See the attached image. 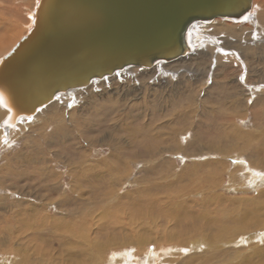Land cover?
Returning a JSON list of instances; mask_svg holds the SVG:
<instances>
[{"label": "rangeland", "instance_id": "rangeland-1", "mask_svg": "<svg viewBox=\"0 0 264 264\" xmlns=\"http://www.w3.org/2000/svg\"><path fill=\"white\" fill-rule=\"evenodd\" d=\"M23 1L21 7L15 0H0V9L5 10L0 14L4 24L18 23L25 33L29 11L35 8L37 0ZM262 5L263 1H256L257 13L243 25L214 22L192 28L198 30L202 41L192 46L183 60V63L187 60L185 64L167 70L129 68L109 79L102 89L94 87L85 90L88 93L81 92L79 100L66 106L59 101L48 116L45 113L35 123H21L16 132L6 124L7 129H3L2 115L0 239L4 243H0V263H21L22 259L23 263L41 264L40 252L59 262L70 249L84 251L86 246L73 245L69 231L64 233L50 225L52 218L63 219L73 230L78 227L75 233L80 231L81 237L89 229L90 238L101 241L110 236H115L114 243L122 240L117 234L120 231L112 234L109 231H113L115 221L125 218L122 221L132 223L127 228L136 237L146 235L142 230L147 224L153 230L159 226L167 239L175 233L181 235L179 230L195 231L191 240L200 242L199 249L192 252L196 255L188 256L185 255L188 249L175 252L172 244L163 251L149 244L138 258L136 244L128 245L126 252H123L126 246L119 249L112 246L96 264H112V259L124 254L135 255L129 261L131 264H149L152 251L159 257V263L155 264H185L191 256L209 258L203 262L201 258L192 259L194 264H232L230 259L236 251L249 256L255 246L264 248L261 237L264 231L260 228L250 225L244 233L233 231L237 228L236 219L245 216L231 211V203L240 199L262 196L258 201L264 203V18L258 17L264 10ZM218 27L220 32H214ZM252 34L256 41L250 37ZM129 77L130 81L125 83ZM146 149H155L156 156H141ZM216 196L218 199L212 201ZM246 203L249 207L250 202ZM201 207L210 211L208 219L212 220L215 214L216 219L226 217L223 223H231L229 232L225 229L222 233L228 234L224 239L231 237L230 243L223 240L222 250L215 254L222 255L220 262L211 255L212 247L205 241L207 234L213 237L217 233L218 227L194 220ZM241 207L245 208V204ZM99 215L111 218L107 229L104 227L108 220L99 226ZM187 224L197 225L191 230ZM198 225L204 230L210 227L208 233L197 234ZM257 230L258 240L251 241V246L246 240L250 241L249 237ZM169 231L171 234L167 235ZM10 238L15 240L17 255L21 254L18 262L8 251Z\"/></svg>", "mask_w": 264, "mask_h": 264}, {"label": "bare ground", "instance_id": "bare-ground-1", "mask_svg": "<svg viewBox=\"0 0 264 264\" xmlns=\"http://www.w3.org/2000/svg\"><path fill=\"white\" fill-rule=\"evenodd\" d=\"M15 1L21 7L24 4V1L23 0H15ZM256 1H259V0H252L251 8L246 13L241 14L237 18H225V17L220 18V17H218V18H215V19H213L211 21H207V22L206 21H197L194 24H192L191 26H189L188 29H187V31H186V33H185V38H184L185 39L184 41H185V44H186V47H187V51L185 53H183L181 56H179L175 60H171V61H169V60L159 61L154 66H152V67L150 66V67H146V68L139 67V66L125 67V68H123L121 70H118V71L112 73V74H109L108 76L93 79V80L90 81V84L87 85V86H85V87L78 88V89H75V90H70V91H67V92L64 91L63 93H58V94H56V97L53 98L52 101H49V99H48L49 98V95H50V89H53L55 87H58L59 85H62V86H65V85L71 86L72 84H74V83L76 84L77 82H79L81 79H87V78L89 79V78H91L94 75L93 73H94V70H95L94 68L95 67L93 66V64L87 63L85 61H79V59H80L79 57H81V54L83 53V51L76 50L75 56L73 58H71L72 61H69L70 59L68 61L65 60V59L59 60L57 57H52L51 58V63H52V65H55L54 66L55 68H57V65H59V67H61L60 69H58V71L61 70V73H60L59 77L58 76L55 77L57 74H53L52 71L50 72L49 67H43L44 65H47V64H40V65H37V66H36V63L34 64L36 56H34L33 51H30L29 53L27 52V55L28 56H25V53H26L27 50H22V47L25 46V44H26L25 42H29V38H30L33 30L39 25V21H38L39 18L38 17H39V15H41L40 12L42 11V9H43V13H45V4H47L49 10H52V11L55 10V9H53V5L51 3V0H37L36 1L35 8H33L31 11H29L30 13L28 14L29 15L28 17L30 18L29 19L30 22L28 23L29 27L27 29H25V33H23V29H20L17 26V25H19L18 23L11 24V25L8 24V23H7L8 25L7 24H4L5 23V22H3L4 17L0 14V53L1 54L3 53L2 55L0 54L1 55V57H0V111H1L0 112V119H1L2 115H4L3 116L4 119L2 121V125L4 124L3 125L4 126L3 129H5V130L7 129L5 127V124H6V125H8L11 128L10 130H12V131L15 130V132H16V130L18 129L17 127H20L21 123H29V122L30 123H35V122L38 121V118H40L41 116H43L45 113L46 114L49 113L51 109H54V108L56 109V107H57L56 106L57 105L56 103H58L59 101H62L63 104H64V105L63 104H61V105L66 106V103H69L71 101H74L75 99H78V96L80 95L81 92L84 91V92H87L88 93V91H89L88 89H91V88L94 89V87H95V89L96 88L102 89V87L104 86V84L109 82V79H111L113 77H116L118 75H121L123 71H125V70H127L129 68L151 69V68L160 67L159 69H161V70H167L168 68H173L174 66H178L180 63H183L184 58L188 57L187 55L192 51V46H194L196 43L197 44H200L201 41H202L200 39V37L198 36L199 35L198 30H195L194 29V31H193L192 28H195L197 25H203V26L206 25V24L210 25V24H212L214 22H225L226 24H228V22L229 23H234V24L240 23L242 25H243V23L246 24L249 21L250 16L253 15V13L254 14L257 13V10H255V8H256ZM260 1H263V3H264V0H260ZM65 2H66L65 3L66 4L65 5V8H68V10H70V12H71V10L73 11L74 10L73 7H75V6L71 3L72 1L68 0V1H65ZM28 5L29 4H27V6ZM60 6H61V3H59L57 5V8L59 9V11L56 8V10L54 11L55 14L53 15L54 17L53 16L52 17L51 16H48V20L46 21L47 27H45L47 30H44L43 29L42 34H40L41 36L38 37L40 39V42L41 43L44 42V38L46 37V35H48L49 30H50V33L53 34V37H55V33H65V32H68L71 29L72 30L74 29L73 31H75L78 26H81V25H85L86 24L87 19H86V17H83L84 14H82L81 12L79 14L73 12V13H69L70 17L63 16L65 14L66 10L64 9V12L63 11H60V9H61ZM263 8H264V6H263ZM3 11H5V10L0 9V13L3 12ZM16 11H17V13L20 11L19 7H18V9H16ZM15 16L17 18V15H15ZM15 16H14V18H15ZM258 17L261 18V20L264 18V10L258 13ZM57 19H58V21L60 22L61 25L58 26V27H56V28H54V27L53 28H49V25L52 22H55L56 23L57 22ZM220 30H221V28L218 27V28H216L214 30V32H220ZM222 31H224V30H222ZM228 33H233V30H228ZM201 34H203V33H200V35ZM43 35H45V36H43ZM250 37H253L254 38V41H256V39H255L256 36H254V34L250 35ZM257 41H258V39H257ZM50 50H51L50 52H52L53 51V47H51ZM63 55H71V52H64ZM24 57L25 58L26 57H29V58H31V60L28 63L25 64V67L19 68L18 65L20 64V61L21 60L22 61L24 60ZM32 57H34V60H32ZM186 61L187 60H185V62ZM185 62L183 64H185ZM102 72L103 71L96 72V74L102 73ZM8 75H9V77H6ZM130 79H131L130 77L129 78H125V83L126 82L128 83V81H130ZM85 90H88V91H85ZM80 96H79V98H80ZM45 101H46V103H45ZM39 105H41V106L38 107ZM24 112H26V113H24ZM47 116H48V114H47ZM43 124L45 125V122ZM150 154H153V155L156 156L157 153L155 152V149H149V150L146 149V150L142 151L141 156L146 157V156H148ZM261 177L262 176H260V179H261ZM257 179H259V178H257ZM72 191H74V190H72ZM262 193H263V191H262ZM124 196H126V195H124ZM260 197H262V196H259V198ZM217 199H218L217 196L214 197V198H211V200L212 201L214 200V202ZM258 199H251V200L249 199V200H246V201L243 200V199H240V200H236V201H234V202L231 203V206H232L231 211H234L236 214L245 216V218L236 219V220H238L236 222L237 228L235 230H233V231H236V233H244V231L246 229H249L251 226H253V228H255V227L256 228H260L262 230V231L260 230L261 232L264 231L263 230V228H264V212H261V210H264V203L262 202L263 203L262 204L261 201L260 202L258 201ZM246 202H248V203L250 202L249 207H248V205H247ZM119 203L120 202H118L116 204H119ZM124 204L125 203H123V205ZM228 204H230V202ZM244 204H245V208L244 207H241V206H244ZM194 205H196V204H194ZM121 206H122V204H121ZM132 206H130V207H132ZM163 206H165V205H163ZM125 207H126V204H125ZM160 207H162V206H160ZM204 207H201L202 210H204L203 212L201 210V213L202 214L200 212H197L198 215L196 214L195 219L192 218L190 220L194 221L196 219H200V221L201 220H203L205 222L207 221V224H209L211 226L218 227V231H217V233L215 232V234H213L214 235L213 237L210 236L211 235V233H210V234H207V235H209V237H207L206 239L204 238V239H205V241H207L206 242L207 246H211L212 247V252H214V254H211V255L217 257L218 258L217 259V262H220L222 255L220 253H219L220 255L219 254L218 255H215V254H217L218 252H220L222 250L221 247L223 245L220 247V244H224L225 242L226 243H228V242L230 243V238L231 237L228 238V239H224V238H226L228 236V234L226 233L227 236H224V235H222V233L225 231V229L228 230V228H232L231 227V223H229V222L223 223L224 221H226L224 219L226 217H223L222 216L223 219H222V217H219V218H221V220L218 219V218L216 219L215 214H213L212 220L208 219V216H209V212L210 211L207 210V209H204ZM123 208H124V206H123ZM137 208H138V206H137ZM205 208H208V207H205ZM124 209H127V208H124ZM163 210H165V209H163ZM168 210H170V209H168ZM168 210H167V212H169ZM72 211H74V210H72ZM126 211H128V210H126ZM172 211H174V210H172ZM119 212H118V214L121 213V212L120 213ZM134 213L132 215H136ZM164 213H165V211H164ZM256 213H258V214L260 213V214L257 215ZM74 214H76V213H74ZM253 214H256V216L255 217H252L251 215H253ZM146 215H147V213H146ZM162 215L165 216V214H163V212H162ZM162 215H161V217H162ZM167 215H169V214H167ZM223 215H224V213H223ZM228 216L232 218L233 217V214L230 213V215H229V213H228ZM131 218H132V216H131ZM151 218H153V217H151ZM151 218H150V220H151ZM167 218H169V217L167 216ZM189 218H191V217H189ZM47 219H49V218H47ZM86 219H87V217H86ZM109 219H111L109 216H102V217L100 216L99 217V220L101 222L98 223L99 226H100V224H102V222H104V223L106 222V221H103V220H108V223H109ZM124 219H122V220H124ZM186 219H187V217H186ZM232 219H234V217ZM122 220L115 221L114 222V226H113L114 227L113 228V231L112 232L109 231L110 234H112L114 231L115 232L120 231V232H117V234H119V235H121L123 237L122 240L119 239L116 243H114V241H116L115 238H114L115 236L114 237L110 236L105 241H101L99 239L96 240V239L90 238L89 234H87V232L89 231V229H88V231L85 229L83 231L84 237H81L80 231H78V233H75V231L78 228L77 226H76L77 228H74V230H73L71 228L72 227L71 224L70 225H69V223L66 224L63 221V219H57V221L56 220L54 221L53 218H52V222L50 223L51 226H54L58 231H63L64 233L69 231V234H71L70 235V239L72 240L73 245H75V247H76L77 245L79 246V244H80V245L86 246V248H85L84 251H77V250H72V249L68 250L69 252L64 257L66 259L63 258L59 262H57V260L54 257L49 256L47 254H44L43 255L42 252H40L38 255L40 256V259L43 262L41 264H96V263H98V259L102 258L106 254L105 252L107 251V248L108 247H112V246H114V247H116L118 249L119 248H122V247L124 248L126 246V249L123 251V252H126V250L128 249V247H127L128 245L136 244L137 251H138L137 252V258H138L139 255H143L142 253L149 246V244L156 246L159 251H163V248L165 246L168 247V245H170V244H172V247H175V249H174L175 252H176V250H178V252H179V250H185V251H187V249H188V251L185 252V255L186 256L190 255L193 252V250L199 249L198 246L200 247V242H197L198 240H196V241L195 240H193V241L191 240L192 237L194 236V233L193 232H195V231H193V232H191V231H184V230L183 231H180L178 229L179 230L178 231V234L181 233V235L176 236V233L174 232L175 233V236L173 238H171V239H167L166 238L167 236L164 235L165 233L161 232V230L158 228L159 226H157V228L155 230H153L152 228L148 227V225L145 223L146 226H145V228L142 231L146 235L140 234L139 236L136 237L133 234H131L129 232V229L127 228V226L128 225H132V223L131 224L130 223H127L126 220H125L126 222H123ZM134 220H135V218H134ZM227 220H229V219H227ZM129 221H130V219H129ZM167 221L169 222L171 220L168 219ZM167 221H166V223H167ZM85 222H87V221H85ZM111 222H112V220H111ZM134 222H136V221H134ZM196 222H197V220H196ZM162 223H164V221ZM226 223H229V224L227 225ZM245 223H247L246 227L244 225ZM95 224H97V223H95ZM193 224H195V221H194ZM193 224L192 225L189 224L191 226H189L187 224L189 226V229L191 227H196L197 224L196 225H193ZM90 225H92V224H90ZM109 225H110V223L108 225H106L104 228L107 229V227ZM137 225H138V223H137ZM219 225L223 226V228H221ZM28 226H29V224H28ZM88 226H89V224H88ZM180 226L181 225H179L177 227L180 228ZM204 226H206V225H204ZM171 227H173V225ZM185 227H183V228L186 229ZM29 228H30V226H29ZM208 228H210V227L207 226V229ZM94 229L95 228H93V230ZM100 229H102V228H100ZM137 229L135 228V231ZM204 229H205V227H202V226L198 225V227H197V230H198L197 234H201V236H202V235H204V232L205 233H208L207 232V229L206 230H204ZM212 229H213V227H212ZM90 230H91V228H90ZM146 230L151 231V233H148ZM191 230H193V229L191 228ZM22 231H21V233H22ZM163 231H165V229ZM228 232H229V230H228ZM0 233L2 234V232H0ZM95 233L98 234V230H96ZM135 234H136V232H135ZM169 234H171L170 231H169V233L167 235H169ZM258 234L259 233H258V230H257L253 235H251L249 237V240L250 241L246 240L247 243H250L251 241L253 242V240H256V239L258 240ZM7 235H8V233H7ZM215 236H217V237L215 238ZM0 237H1V235H0ZM261 237L264 240V234ZM261 237H260V239H261ZM194 238H195V236H194ZM199 238H201V237H199ZM190 240L193 242V244H192V242ZM223 240H226V241L224 242ZM9 241H10V245H11V247H10L11 250H8L7 249L9 245H7L6 250L10 251L11 254L10 253H8V254H10L11 257L15 256L14 259L17 260V257L20 256L21 254L20 255H17V254H19L18 253V249L17 248H14V246H13L14 245L13 242L15 240L12 239V238H10ZM0 243H4L2 239H0ZM190 244H191V246H189ZM250 244L252 246V243H250ZM186 246H188V247L186 248ZM1 247H3V246H1ZM150 247H152V246H150ZM69 248H71V247H69ZM224 248H225V245H224ZM169 249H170V247H169ZM170 252H171V250H170ZM178 252H177V254H178ZM233 252H234V250H233ZM27 253L28 252H26V255H27ZM121 253H122V251H121ZM186 253H188V254H186ZM177 254H174V256L177 257ZM192 254H194V253H192ZM243 254H244L243 252L236 251L234 253V255L232 254L233 255V258H231V259L229 258V259L231 260V262H233L232 264H264V248H261V247H258V246L256 247L255 246L254 250L252 249L251 255H249V256L247 255L246 256V254H244V255ZM24 255H22V256H24ZM83 255H84V258H83ZM194 255H196V254H194ZM121 256H123V255L121 254ZM134 256L133 255L132 256H130V255L128 256L127 255L125 257V254H124V257L118 258L117 260L112 259L113 261L111 260L112 261L111 263L112 264H131V263H129V261ZM8 257H9V255H8ZM148 257H147V259H148ZM178 257L180 258V256H178ZM2 258H3V256H2ZM137 258H134V259L136 260ZM224 258H225V256H224ZM26 259H28V258H26ZM192 259H195L196 261H198L200 259L201 262H203V260H206V261L209 260L208 257H199L198 258L196 256H191L190 257V261L187 259V261H186L185 264H194L195 261L193 262ZM229 259H228V261H229ZM157 260H159V257H157L156 254L153 253V251H152V253H151L150 257H149V264H155V262ZM175 260H176V258H175ZM22 261H24V260L21 259V263L19 262V263H15V264H27V263H23ZM14 262L15 261H12V263H14ZM17 262H18V260H17ZM7 263L8 262H6V264ZM0 264H3V263L1 262ZM8 264H10V263H8Z\"/></svg>", "mask_w": 264, "mask_h": 264}, {"label": "water", "instance_id": "water-1", "mask_svg": "<svg viewBox=\"0 0 264 264\" xmlns=\"http://www.w3.org/2000/svg\"><path fill=\"white\" fill-rule=\"evenodd\" d=\"M65 1L68 0H51L53 9L56 10L61 3L60 11L66 10L63 16L70 17L69 13L81 12L87 19L86 24L78 26L75 31L71 29L65 33H55V37L49 30L41 43L38 37L43 29L47 30L48 16L55 14V10H49L45 4V13L42 9L38 17L39 25L22 50H27L25 56L33 51L36 56L34 64H47L43 67H49L50 72L57 74L55 77H59L61 70L58 69L61 67L57 65L55 68L51 58L72 61L76 50L83 51L79 61L93 64L95 70L89 79L50 89L49 101L58 93L85 87L91 80L125 67L146 68L159 61L175 60L187 51L184 38L189 26L197 21L207 22L218 17L237 18L252 5V0H70L75 6L70 12L65 8ZM58 19L49 28L60 26ZM64 52H71V55H63ZM30 60L24 57L18 67H25ZM100 71L103 72L96 74Z\"/></svg>", "mask_w": 264, "mask_h": 264}]
</instances>
